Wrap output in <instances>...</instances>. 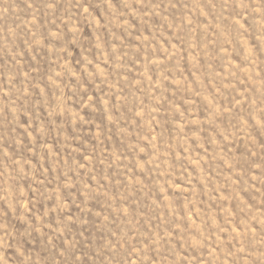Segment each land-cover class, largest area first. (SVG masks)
I'll return each mask as SVG.
<instances>
[{
	"label": "rangeland",
	"instance_id": "obj_1",
	"mask_svg": "<svg viewBox=\"0 0 264 264\" xmlns=\"http://www.w3.org/2000/svg\"><path fill=\"white\" fill-rule=\"evenodd\" d=\"M0 264H264V0H0Z\"/></svg>",
	"mask_w": 264,
	"mask_h": 264
}]
</instances>
